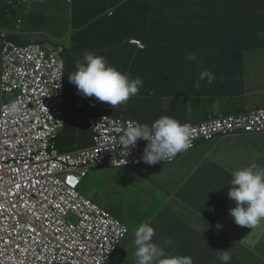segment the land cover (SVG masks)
<instances>
[{"label":"crops","instance_id":"crops-1","mask_svg":"<svg viewBox=\"0 0 264 264\" xmlns=\"http://www.w3.org/2000/svg\"><path fill=\"white\" fill-rule=\"evenodd\" d=\"M122 0H24L16 10L12 20H4L1 28L10 33V38L19 45L32 41L48 48L55 44L67 31L63 25H76L71 38V48L65 46L67 114L66 127L59 136L60 149L67 150L68 144L80 148L92 146L88 119L93 116L84 108H78L81 97L68 80V74L75 70L76 60L85 50L94 51L106 58L130 78L142 79L136 95L154 94L159 89V97L153 103L146 98L136 100L128 108L120 111V116L137 118L150 125L153 120L167 115L182 124L200 122L210 113L232 114L251 106H264V72L257 74L249 57H242L228 46L214 41L233 40L241 23H252L264 10V0H164L168 11L158 14V7H164L160 0H142L137 3L145 7L147 14L165 22L161 29L163 43H176L171 39L173 25H201L200 30L189 28V51L183 49H163L155 54L142 52L127 43L128 35L115 23L116 14L123 7ZM1 5V4H0ZM49 7L51 12H43ZM114 10L113 16L108 15ZM248 19V20H243ZM20 20L21 24L17 21ZM86 22L87 27L78 31V25ZM52 24L42 30L40 27ZM218 25L215 29L214 27ZM237 25V26H235ZM218 32L215 34L214 32ZM194 32L200 46L191 43ZM212 41V46L210 42ZM217 45V46H215ZM194 53L199 63L189 61L187 55ZM151 69H153L151 71ZM211 72L215 79L200 81L199 88L194 82L201 71ZM179 92H175V89ZM71 90V91H70ZM189 92V120L181 117L185 101L178 99ZM135 95V96H136ZM134 96V97H135ZM207 96L206 99H201ZM230 98L233 103H226ZM149 98V97H148ZM243 100L240 105L235 102ZM82 132L84 138L75 142L67 137L71 132ZM224 158H228L225 162ZM256 163L264 166V135H247L217 139L200 144L197 149L183 156L173 165L157 168L149 190L164 201L165 218L152 216L139 222H150L156 230L158 242L164 244L160 231L169 229L172 237L167 243L168 251L192 257L195 264H222L217 258V250H230L229 264H264V228L259 232H247L237 228L228 211L234 202L227 197L229 182L235 169ZM130 195H138L133 191ZM129 263V262H127Z\"/></svg>","mask_w":264,"mask_h":264},{"label":"clouds","instance_id":"clouds-1","mask_svg":"<svg viewBox=\"0 0 264 264\" xmlns=\"http://www.w3.org/2000/svg\"><path fill=\"white\" fill-rule=\"evenodd\" d=\"M73 3L75 9V0H68ZM164 0H160V4L164 7L155 9L158 14L165 13L169 8L163 4ZM24 0H0V26L4 20H12L16 10L22 6ZM75 7V8H74ZM114 10L108 15L113 16ZM21 24V21H17ZM81 23L78 25L80 26ZM237 26V25H235ZM84 28H79L78 31ZM5 35L3 38L2 35ZM136 39L144 46L145 44L140 38L131 36L127 43L135 46L138 50H145L132 44L130 41ZM4 40L12 43L16 47H26L32 43L39 44L46 51L54 47L62 46V59L64 63L63 77V105L61 106L62 117L61 124L58 128L59 132L54 142V150L57 155H70L78 157L85 155L87 174L81 178L77 191L91 201L94 205L100 207L115 217L107 208L101 206L99 202L103 199L105 192L114 191L116 194L122 193L125 195L126 189H119L117 183L110 189L109 178L122 180H130V194L136 191L138 195H144L145 199L154 200L159 195H154L149 190V186L154 181L157 168L163 165H173L177 163L183 156L194 151L200 144L215 141L217 139H227L231 137L247 136V135H264V106H251L242 111L228 114L220 112L218 114L210 113L208 118L200 122L182 124L173 117L164 115L152 122H140L137 118H125L120 116V111L131 106L138 99L146 98V103L149 105L148 97L136 95L142 87V79L137 76L134 79L123 74L115 66L108 63L106 58L98 55L94 51L85 50L81 58L76 60L75 70L68 74L69 82L76 87L75 96L81 97L82 103H78V108H84L91 112L93 116L88 119V125L91 131L92 146L80 148L72 144H68L67 150L60 149L61 142L58 141L59 136L66 127V112H67V90L66 83V68L64 61L65 44L62 39L55 42L51 48H46L42 43L32 41L26 45H19L10 38V33L0 27V114L6 106V112L9 116L14 117L21 110L20 102L12 101V94L5 92L2 89L3 83V49ZM226 47V43L234 52L242 57H249L252 62L261 64L255 65L257 74L264 72V10L257 16L252 23H241L237 27L236 37L233 40L214 41ZM189 51V49L187 50ZM189 61L199 63L197 56L194 53L187 55ZM208 79L211 83L215 76L207 71H201L198 79L194 82V87L199 88L200 81ZM71 91V90H70ZM136 95V96H135ZM135 96V97H134ZM248 117L250 121H254L256 128L251 131L240 130L234 133H226L221 129L217 120L228 117ZM117 124L119 127L116 130L107 133L108 145L115 150L117 159H110V156L97 155L92 150L96 146H101V142H97L95 138L99 136L97 127L103 124ZM191 128L195 130L194 135H191ZM71 140L78 142L84 138V133L71 132L67 134ZM144 149V150H143ZM90 152V153H89ZM227 162L228 158H224ZM132 167V168H130ZM100 170L92 177L93 187L89 193L82 190V185L94 169ZM139 170V171H136ZM107 179L104 182V179ZM230 188L227 192V197L234 202V207L228 211L229 216L233 219L234 225L242 231L259 232L264 228V166L256 163H251L247 166L239 167L232 173V179L229 184ZM129 194V195H130ZM73 220L80 228V231L85 232V228L81 224L80 218L72 216ZM121 221L120 219H118ZM122 222V221H121ZM123 224H125L123 222ZM127 226V231L123 237L107 248H95L87 257L86 261L89 264H192L191 257L186 255H178L168 251L167 240L160 237L164 244L158 242L157 232L151 226L150 222L140 223L134 232ZM133 232V240L129 237ZM131 245V251L129 246ZM217 258L222 264H229L231 260L230 250H217ZM194 260V259H193ZM129 262V263H127Z\"/></svg>","mask_w":264,"mask_h":264},{"label":"built area","instance_id":"built-area-1","mask_svg":"<svg viewBox=\"0 0 264 264\" xmlns=\"http://www.w3.org/2000/svg\"><path fill=\"white\" fill-rule=\"evenodd\" d=\"M130 42L145 48L136 39ZM4 44L2 89L21 110L12 117L6 105L0 114V264H89L88 255L123 237L127 226L77 191L87 174L86 153L59 156L54 150L62 117L63 48ZM217 124L226 133L256 128L245 116ZM117 127L99 125L95 140L101 146L92 151L115 161L107 133ZM72 216L80 218L85 232Z\"/></svg>","mask_w":264,"mask_h":264},{"label":"trees","instance_id":"trees-1","mask_svg":"<svg viewBox=\"0 0 264 264\" xmlns=\"http://www.w3.org/2000/svg\"><path fill=\"white\" fill-rule=\"evenodd\" d=\"M142 0H122V5L127 4L123 7V9L116 14L115 23L119 24L122 29L128 34L135 37L140 38V40L145 44V50H139L142 52L151 51L155 54L158 51L163 49H183L185 46L189 49V28L191 27L192 31L200 30L201 25H193L189 24H178L173 25V32L171 35V39H178L179 42L176 43H163L160 40L161 29L166 26L165 22L158 21L153 15L147 14V10L145 7H139L137 3ZM75 8V7H74ZM140 19V22H139ZM87 23H81L79 28L87 27ZM191 43L195 46H200L199 41L196 38L197 35L192 32L191 34ZM212 46V41L210 42ZM217 46V45H215ZM153 69H151L152 71ZM175 92H179V90L183 89H175ZM144 96L149 97L148 101L149 104L153 103L154 99L159 97V89L155 88L154 94L147 96V93H142ZM178 99L185 101L183 107L178 108L182 109L181 117L186 118L189 120V92L185 96H181ZM144 123H147L146 120L143 119ZM153 122V120H151ZM132 168V167H130ZM192 264H195V260L191 257Z\"/></svg>","mask_w":264,"mask_h":264},{"label":"rangeland","instance_id":"rangeland-1","mask_svg":"<svg viewBox=\"0 0 264 264\" xmlns=\"http://www.w3.org/2000/svg\"><path fill=\"white\" fill-rule=\"evenodd\" d=\"M43 12H51V8L46 7L42 9ZM248 20V19H243ZM140 22V19H139ZM53 27L52 24L44 25L40 27L42 30H46L48 28ZM218 25H216L214 28L216 29ZM63 28L65 31H67V35H64L61 39L64 41V44L69 50L71 48V38L73 36V33L75 31L76 25L72 22L63 25ZM215 34H218V32H214ZM49 49L51 47H48ZM0 72H1V64H0ZM207 96L202 97L201 99H206ZM226 103H233L230 98L225 99ZM236 104L240 105L243 103V100H238L235 102ZM1 104V100H0ZM100 169H94L90 172V175L87 179H85L82 190L89 193L91 191V188L93 187L92 184V177L97 173ZM139 171V170H136ZM106 178L103 180L106 182ZM114 182L117 183V186L120 190L123 188L126 189L125 195L122 193L116 194L114 191L111 192H105L103 195V199L99 202V204L105 208H107L115 217L120 219L122 222L127 224L130 229L134 232L135 228L139 225V222L142 221L145 218L152 217V216H158L159 219L163 220L165 218L164 214H162L163 211V204L164 201L158 196L154 200L145 199L144 195H129V186H130V180H122L121 178L113 179L109 178V186L110 189L115 186ZM133 232L129 237V240H133ZM163 234L164 238L167 240V242L170 241V238L172 237V234L170 233L169 229H165L164 231H160V234ZM129 249L131 251V245L129 246Z\"/></svg>","mask_w":264,"mask_h":264}]
</instances>
